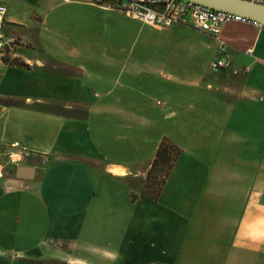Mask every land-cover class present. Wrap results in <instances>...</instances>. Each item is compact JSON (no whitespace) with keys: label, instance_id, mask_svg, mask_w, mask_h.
Listing matches in <instances>:
<instances>
[{"label":"crops","instance_id":"crops-1","mask_svg":"<svg viewBox=\"0 0 264 264\" xmlns=\"http://www.w3.org/2000/svg\"><path fill=\"white\" fill-rule=\"evenodd\" d=\"M0 4L15 41L0 152L21 156L0 177V264H195V244L264 264V29L221 28L225 55L250 67L234 75L192 65L197 37L220 56L193 29L172 50L174 26L91 0ZM164 137L181 153L156 201L142 191Z\"/></svg>","mask_w":264,"mask_h":264},{"label":"built area","instance_id":"built-area-1","mask_svg":"<svg viewBox=\"0 0 264 264\" xmlns=\"http://www.w3.org/2000/svg\"><path fill=\"white\" fill-rule=\"evenodd\" d=\"M94 4L102 8H115L123 11L129 17L137 20L143 25L155 28L166 29L174 25H182L192 28L201 33L209 34L218 42L220 56L211 60L209 68L217 73L222 70H230L232 74L249 73L250 67H236L231 58L225 55L226 42L221 39V28L230 22L252 24L259 29H264V25L245 18L241 15L207 7L203 4L191 0H121L114 7L106 0H91ZM7 8L0 4V56H2L7 46L14 44V40L4 36L2 29ZM253 48L247 50V54L253 55ZM18 161L14 158V153L10 154L9 160L3 159L0 152V177H3L7 164L17 165Z\"/></svg>","mask_w":264,"mask_h":264},{"label":"rangeland","instance_id":"rangeland-1","mask_svg":"<svg viewBox=\"0 0 264 264\" xmlns=\"http://www.w3.org/2000/svg\"><path fill=\"white\" fill-rule=\"evenodd\" d=\"M114 7H117V2L116 1H109ZM118 10V9H117ZM120 11V10H119ZM123 12V11H121ZM125 13V12H124ZM126 14V13H125ZM180 25H174L173 30L175 31V36H178V39H171V44H170V49H174L177 42L179 44H181L180 46L182 47L184 45V43H188L185 45H189L191 39H186L185 37H189V36H196L194 33L190 32V30H192V28L190 27H184V26H180ZM184 27V28H182ZM188 29V30H187ZM200 39L199 37H197V39L195 40V42H197V48L195 49V54H194V58L192 61V65L194 66H206L209 65L210 59L212 58L213 52H214V44L212 42H199ZM140 47V44H138ZM184 45V46H185ZM193 46V45H192ZM13 47V44H10V46H7L5 48L4 53V57L6 60L7 58H9V54L11 53V48ZM141 48V47H140ZM168 52V50L165 52V54L163 55V58L165 59V57L167 56L166 53ZM164 53V52H162ZM146 56H148V54L146 53L143 54L141 53V57L146 59ZM13 63H17L18 62H13ZM191 62H189L188 64H190ZM17 156H14V158H16ZM17 160V158L15 159ZM163 180V179H162ZM192 255H194V258L197 260V263L195 264H219L215 261H213L211 258L215 257V248L210 247V246H204L202 244H195V247L192 249L191 251ZM198 257H201L200 259H198ZM249 264H258V262H252Z\"/></svg>","mask_w":264,"mask_h":264},{"label":"trees","instance_id":"trees-1","mask_svg":"<svg viewBox=\"0 0 264 264\" xmlns=\"http://www.w3.org/2000/svg\"><path fill=\"white\" fill-rule=\"evenodd\" d=\"M106 1L109 2L110 0ZM114 1L117 3L121 2V0ZM180 153V148L170 139L164 137L160 140L155 157L147 172L146 184L142 191L143 195L156 201L159 199L162 187L169 177Z\"/></svg>","mask_w":264,"mask_h":264},{"label":"water","instance_id":"water-1","mask_svg":"<svg viewBox=\"0 0 264 264\" xmlns=\"http://www.w3.org/2000/svg\"><path fill=\"white\" fill-rule=\"evenodd\" d=\"M207 7L241 15L264 25V0H191ZM33 171L29 167H19L13 173L25 178Z\"/></svg>","mask_w":264,"mask_h":264},{"label":"bare ground","instance_id":"bare-ground-1","mask_svg":"<svg viewBox=\"0 0 264 264\" xmlns=\"http://www.w3.org/2000/svg\"><path fill=\"white\" fill-rule=\"evenodd\" d=\"M18 157V156H17ZM19 158V157H18ZM16 161H18V159L16 160Z\"/></svg>","mask_w":264,"mask_h":264}]
</instances>
